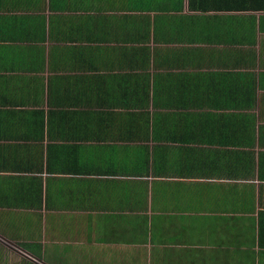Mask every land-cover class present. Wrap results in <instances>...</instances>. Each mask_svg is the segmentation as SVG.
Listing matches in <instances>:
<instances>
[{"label":"crops","instance_id":"0c3cea01","mask_svg":"<svg viewBox=\"0 0 264 264\" xmlns=\"http://www.w3.org/2000/svg\"><path fill=\"white\" fill-rule=\"evenodd\" d=\"M1 253L264 264V0H0Z\"/></svg>","mask_w":264,"mask_h":264},{"label":"rangeland","instance_id":"374dc122","mask_svg":"<svg viewBox=\"0 0 264 264\" xmlns=\"http://www.w3.org/2000/svg\"><path fill=\"white\" fill-rule=\"evenodd\" d=\"M16 255H17V254H16ZM2 256L4 257V254H3V253L0 254V261H1L2 258H3Z\"/></svg>","mask_w":264,"mask_h":264}]
</instances>
